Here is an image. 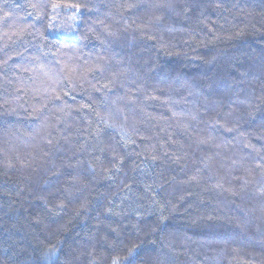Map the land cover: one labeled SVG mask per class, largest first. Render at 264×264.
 I'll return each instance as SVG.
<instances>
[{
    "label": "trees",
    "instance_id": "obj_1",
    "mask_svg": "<svg viewBox=\"0 0 264 264\" xmlns=\"http://www.w3.org/2000/svg\"><path fill=\"white\" fill-rule=\"evenodd\" d=\"M261 12L264 0H0V264L48 243L49 225L74 227L83 264H120L144 234L175 264H264V76L244 74L240 53L208 72ZM200 221L213 226L186 227Z\"/></svg>",
    "mask_w": 264,
    "mask_h": 264
},
{
    "label": "clouds",
    "instance_id": "obj_2",
    "mask_svg": "<svg viewBox=\"0 0 264 264\" xmlns=\"http://www.w3.org/2000/svg\"><path fill=\"white\" fill-rule=\"evenodd\" d=\"M257 24L260 25L259 28L256 27ZM248 31H251L254 36L258 37L255 43L246 35ZM233 35H237L238 39L231 40L225 37L227 46L216 49V57L214 59L218 63L209 68L208 72L211 73L213 68L220 67L221 62L228 64L236 61V53H240L247 57V60L241 65L245 67L244 74L259 73L261 76H264V12L251 17L249 23L240 29L238 33H233ZM209 42L222 43L217 38H213ZM161 211L163 212L165 209L161 208ZM212 226L211 222L200 221L186 227L195 230L196 228H211ZM144 227L148 229L147 225H144ZM73 229L74 227L70 231L63 226L55 229L49 225L46 237L48 243L37 240L36 245L30 251L27 250L25 255H17L13 258L14 264H83L82 256L84 253L79 248H74L71 244ZM148 230L151 231V229ZM144 235L145 238L139 246L136 243H132L130 247L125 245L119 248V251L124 253L120 264H125L128 258L132 256L137 257L132 261V264H175L166 243H161L157 246L156 241H149L147 235ZM141 248L143 250L137 255L138 249Z\"/></svg>",
    "mask_w": 264,
    "mask_h": 264
},
{
    "label": "snow or ice",
    "instance_id": "obj_3",
    "mask_svg": "<svg viewBox=\"0 0 264 264\" xmlns=\"http://www.w3.org/2000/svg\"><path fill=\"white\" fill-rule=\"evenodd\" d=\"M33 7H35V6H33ZM55 7H57V5H53V8H55ZM73 7H77L78 8L79 6L78 5H73ZM129 7H131V5H129ZM7 15L8 14L5 13V16H7ZM97 39H99V37H97ZM101 59H103V57H101ZM96 69H99V70L102 71L103 70L102 65L95 64L91 68L88 69V72H93ZM113 79H115V74H113ZM112 82H113L112 80L105 81L103 87L104 88L111 87L112 86ZM93 87H96V85H93ZM97 90H99V89H97ZM56 95L59 96L58 93ZM83 107H88V105H83ZM97 116L99 117L98 123H102V124L108 125L109 127H114V128H117L118 130H120V132H121V140L125 143V145H127L129 143H133V141L130 139L129 134L127 133V131L122 129V128H120V126L117 125L114 121L110 120L106 114L97 113ZM229 131H231V129H229ZM96 132H97V134H99V129L98 128L96 129ZM113 155L115 156L116 153L114 152ZM116 167H117V165H113V168H116ZM105 171L108 172L109 170L105 169ZM109 211H111V209H109ZM161 218L163 219V217H161ZM113 264H116L115 260L113 261Z\"/></svg>",
    "mask_w": 264,
    "mask_h": 264
}]
</instances>
